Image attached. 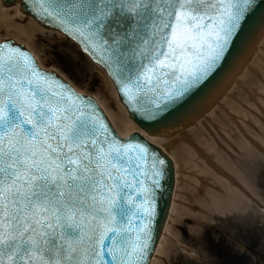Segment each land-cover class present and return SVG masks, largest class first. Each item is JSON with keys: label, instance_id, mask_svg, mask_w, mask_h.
<instances>
[{"label": "snow or ice", "instance_id": "obj_1", "mask_svg": "<svg viewBox=\"0 0 264 264\" xmlns=\"http://www.w3.org/2000/svg\"><path fill=\"white\" fill-rule=\"evenodd\" d=\"M255 0H39L156 120L227 58ZM148 97L147 105L141 101ZM165 160L0 43V264H146Z\"/></svg>", "mask_w": 264, "mask_h": 264}, {"label": "rangeland", "instance_id": "obj_2", "mask_svg": "<svg viewBox=\"0 0 264 264\" xmlns=\"http://www.w3.org/2000/svg\"><path fill=\"white\" fill-rule=\"evenodd\" d=\"M0 36H9L14 40L18 37L19 41L31 48L45 67L56 69L76 89L95 95L100 104L103 102L106 106L110 105L108 91L100 72L93 68L90 60L69 38L37 31L31 34L28 18L16 19L12 21V26H2ZM261 53L264 66V49ZM247 73L251 76L245 82V86L239 89L249 98V91L253 97H256L257 94L259 95L257 81L264 85V75L256 67L248 70ZM111 108L116 110L115 106ZM221 111H223L221 115L226 119L228 112ZM246 113L249 116H245L244 120L251 125L256 134L264 139V130L261 131L252 123L248 110ZM234 132L233 134L237 135L235 139L243 136L238 130ZM249 144L244 146L242 153L237 152L236 147L232 148L237 156L233 155L231 158L237 160V157H240H238L239 167L247 171L259 198L264 203V152H262L264 150H259L252 142ZM174 147L176 142L165 145L168 151H173ZM178 164L180 170L177 205L173 216L176 226L173 235L176 241H173L172 248H168V256L165 258L167 262L163 260L160 264H264L262 205L252 201L250 206L244 207L245 212L241 213L227 212L223 203L221 211H218L217 201L211 200V206H208L203 195L206 190L223 194L222 188L210 179L202 182L199 179L201 165L190 156L181 154L178 157ZM212 171L215 172L213 169ZM197 201H201V204ZM186 209L193 213L192 217L184 218Z\"/></svg>", "mask_w": 264, "mask_h": 264}, {"label": "bare ground", "instance_id": "obj_3", "mask_svg": "<svg viewBox=\"0 0 264 264\" xmlns=\"http://www.w3.org/2000/svg\"><path fill=\"white\" fill-rule=\"evenodd\" d=\"M25 18H28L29 32L31 34L37 31L46 32L50 35L55 34L61 38L65 37V35H63L58 30L44 27L34 20L30 15L22 13L20 11V0H16L12 7L3 5L0 0V28L2 26H12V21L16 19L24 20ZM8 38L10 37L0 36V40ZM15 38L17 42L23 43L19 41L18 37ZM27 47L30 48L29 46ZM263 49L264 34L261 40L258 42L253 56L245 63V66L241 71L235 73L234 76L230 78L229 84L224 88L225 90L223 89L220 97H216V99L206 108V112L204 114L194 118L190 125H184L180 129H174L165 135L152 136H149L147 132H144L137 127V125L129 117L126 107L119 100L115 87L108 75L99 64L92 62L88 58L93 68L100 72L108 91L107 95L110 98L108 99L110 102L109 104L111 106H115L116 110H113L110 105L106 106L105 103L103 104V102H101L102 104H100V106L104 109L111 124L120 134V136L124 138L132 132H141V134H143V136H145L151 143L158 145L167 151L175 164L176 181L172 194L173 200L168 211L166 222L162 229L161 237L151 258L150 264H160V262H163V260L167 262L165 258L168 256V248H172L173 241H176V238L173 235V231L176 227L175 223L173 222V216L175 214L177 205V185L180 170L178 157L181 154L188 155L200 163L202 169L200 170L199 179L202 180V182H205L206 179H210L213 183L220 186V188H222L224 191L223 194H216L206 190L203 198L207 200L208 206H211V200H216V208L218 211H221V205L224 203L226 206L225 210L227 212L238 211L244 213V207L251 205V198L259 201L261 204H264L259 198L254 185L249 179L247 171H244L239 167L240 157L238 156L239 158L237 157V160L231 158L233 155L237 156L235 153H233L232 148L236 147V151L242 153L243 149H245L244 146L250 145L249 140L253 142L257 141L264 147V139L256 134L252 130L251 125L244 120L245 116H249V114L246 113V110H248L250 112V119L252 123H254V125L261 131L264 130V85L260 81H257L259 95L256 93V97H253L249 91L250 98L247 95H244L239 89L240 87L242 88L245 86V82L251 76L247 72L248 70H252L253 67H256V69H258L259 72L264 75V66L262 63L263 56L261 53ZM39 65L45 70L52 69L51 67H45L41 61ZM236 89H238V91H236ZM78 92L87 95V93L84 91L78 90ZM93 96L97 99L95 95ZM227 107L228 109H226ZM221 110L228 112V116L231 120L227 115L225 119L221 115V112H223ZM237 130L243 134V136H238L239 138L235 139L237 138V135L233 134V131L236 133ZM173 142H176V147L172 148L173 151H168L165 148V145H169ZM203 154L210 157L217 165L224 169L229 175L234 177L240 186H242V188H244L249 193L250 198L245 196V194H243L239 189L230 184L225 177L212 171L211 167L207 163V160L203 158ZM197 202L201 204V201ZM184 214V218H189L193 215V213L188 209L185 210ZM171 222L173 223L171 224Z\"/></svg>", "mask_w": 264, "mask_h": 264}, {"label": "water", "instance_id": "obj_4", "mask_svg": "<svg viewBox=\"0 0 264 264\" xmlns=\"http://www.w3.org/2000/svg\"><path fill=\"white\" fill-rule=\"evenodd\" d=\"M3 3L5 5H9L13 3V0H3ZM13 5H10L9 7H12ZM21 10L25 13L32 14L40 23L44 25L62 30L52 21L51 18L46 17L43 13L40 12L39 0H21ZM263 29L264 0H255L253 7L248 14L244 31L241 36L236 38L235 43L231 46L227 58L218 65L216 71L210 76L207 81H205L200 86L198 90L195 91L191 98H189L184 104L175 108H171L168 112L164 113L156 120L142 119L139 113L133 110V107L129 104V101L126 98L125 94L120 91V85L117 84L116 79L114 78L112 73L106 67L105 63L99 58L100 54L98 53L96 56H94L91 52L87 53L96 62L100 63L110 75L117 88L119 98L127 107L130 117L140 128L150 133L149 136H152L166 131L168 132L169 129L171 130L177 126L180 127L176 129H180L184 125H190L194 118H197L204 111L206 112V108L213 102L216 97L220 96L223 89L229 84L230 78L240 70L244 61L250 57L255 43L259 40L263 33ZM75 40L78 41L77 39ZM6 41L11 43L13 46L19 47L26 51V49H24L22 45L15 44L12 40ZM79 44L84 49L83 45L80 42ZM47 73L54 75L57 79L64 82V80L55 72L48 71ZM86 98H89L96 105V102L91 97ZM148 101L149 98L145 97L141 101V103L147 105ZM98 113L101 115L99 109ZM165 134L167 133L161 135ZM118 138L123 141L132 139L147 143L153 151L159 154L160 158L165 160L164 173L160 178V187L155 190L156 213L152 225L151 251L149 252V259L146 262V264H148L160 237L163 224L165 223L167 212L171 203V195L175 179L174 163L170 156L161 147L150 143L139 132H133L127 138Z\"/></svg>", "mask_w": 264, "mask_h": 264}]
</instances>
